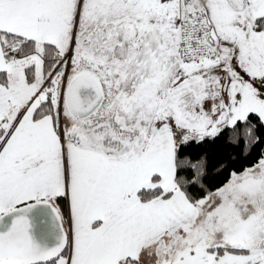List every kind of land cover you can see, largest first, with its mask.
I'll return each mask as SVG.
<instances>
[{
  "label": "snow or ice",
  "instance_id": "obj_1",
  "mask_svg": "<svg viewBox=\"0 0 264 264\" xmlns=\"http://www.w3.org/2000/svg\"><path fill=\"white\" fill-rule=\"evenodd\" d=\"M0 264H264V0H0Z\"/></svg>",
  "mask_w": 264,
  "mask_h": 264
}]
</instances>
